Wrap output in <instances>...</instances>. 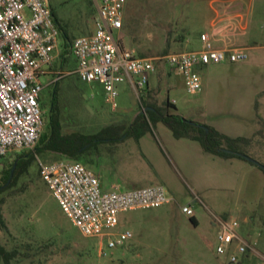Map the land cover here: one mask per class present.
Listing matches in <instances>:
<instances>
[{
    "label": "rangeland",
    "instance_id": "374dc122",
    "mask_svg": "<svg viewBox=\"0 0 264 264\" xmlns=\"http://www.w3.org/2000/svg\"><path fill=\"white\" fill-rule=\"evenodd\" d=\"M48 1L61 26V36L53 73L41 77V83L46 86L42 95L45 104L50 101V92L56 81L75 69L73 56H69L65 69L60 67L65 40L74 42L89 34L94 27L95 15L90 0ZM211 2L126 0L122 43L125 48L145 57L192 51L203 32L212 33L209 28L214 17ZM237 40L245 47L247 60L199 67L197 72L203 84L201 94L189 95L182 77L164 61L157 65L150 84L160 89L153 92L159 104L165 102L167 84H171L168 96L176 107L172 113L216 126L226 134L245 136L248 142L239 145L238 150L264 165V94L260 96L264 91V0H255L248 33ZM87 86L82 103L75 105L71 94L65 98L69 118L82 130L95 131L112 123L131 122L145 112L139 109L143 94L137 97L126 83L119 86L116 111L105 102L101 85ZM45 112L47 115L48 109ZM45 128L46 125L40 139ZM153 137L157 138L155 131ZM40 139L33 148L1 161L0 168L10 169L19 155H24L23 159L34 157V170L39 169L41 163L71 162L68 159L54 160V154L48 158L41 155L38 151ZM141 148L145 152V146L141 145ZM115 150L113 154L102 151L101 170L88 169L99 176L104 191L136 189L110 174L114 167L110 158L116 155L117 162L122 158L137 162L141 156L139 145L133 139H124ZM252 167L256 173L245 175L244 171H237L231 177L227 171H210L201 188L195 187L181 173L167 170L169 185L166 188L174 201L158 208L119 214V225L110 231L111 239L126 231H130L133 237L115 248H109L108 237L83 236L63 213L42 178L29 182V185L25 179L19 187L24 182L27 188L8 196L3 206L9 234L0 231V240L9 249L18 246L22 253L28 251V258L22 255L12 264H231L229 256H220L216 252L219 229L216 216L226 215L228 221H237L240 225L238 233L246 240L251 233L252 243L260 241L256 247L264 253V185L258 176L263 172L257 166ZM216 176L223 178L220 184L216 183ZM139 182L143 187L160 183L154 171L141 177ZM187 204L192 206L197 223L183 213L182 208ZM243 229L246 232H242ZM236 245L237 242L233 244ZM258 261L252 258L247 264H258Z\"/></svg>",
    "mask_w": 264,
    "mask_h": 264
},
{
    "label": "built area",
    "instance_id": "2783aa9c",
    "mask_svg": "<svg viewBox=\"0 0 264 264\" xmlns=\"http://www.w3.org/2000/svg\"><path fill=\"white\" fill-rule=\"evenodd\" d=\"M96 11L93 33L74 40L72 56L77 66L68 74L88 85L99 84L105 102L118 109L119 86L129 83L141 96L157 65L164 61L183 78L189 95H199L203 84L197 69L224 61L247 60L244 48L216 49L209 35H201V50L170 53L164 57H141L125 48L126 0H91ZM61 30L48 0H0V162L33 148L45 126L42 76H50L59 51ZM49 85V84H48ZM40 174L63 213L85 237L109 238V248L122 246L133 237L130 231L111 239L119 225V214L162 207L173 202L161 185L130 191H104L98 175L80 162L41 163ZM183 213L194 216L192 206ZM216 252L229 256L231 264L252 250L255 243L239 237L237 221L217 220ZM237 243V251L231 248Z\"/></svg>",
    "mask_w": 264,
    "mask_h": 264
},
{
    "label": "trees",
    "instance_id": "16d2710c",
    "mask_svg": "<svg viewBox=\"0 0 264 264\" xmlns=\"http://www.w3.org/2000/svg\"><path fill=\"white\" fill-rule=\"evenodd\" d=\"M56 22L61 30V26L57 19ZM66 39L68 38L66 37ZM72 43L73 42L69 40H65L64 42L65 48L62 55L63 59L60 64L62 69L66 68L65 65L69 63V56H72ZM141 57L145 56L142 55ZM74 67L76 68L75 63L73 68ZM74 70L75 69L70 70V72ZM87 85L88 84L82 82L77 75L68 74L56 81L50 92L49 103H42L44 111L48 109L47 115L44 117L46 128L38 147L39 153L44 157L48 158L54 154L56 155L53 158L54 160L68 159L73 162H80L87 168L95 167L99 171L101 170L103 150L107 151L109 154L115 153L117 144L124 139H133L135 142L139 143L142 137L152 132L157 123H163L171 130L176 139L197 141L208 154L222 159L238 158L253 166H257L242 156L224 151L229 150L246 155L238 150L239 145L248 142L246 137L232 138L204 123L193 121L198 125L206 127L208 132L202 127L189 124L187 122L189 119H186L178 113L171 112L172 109L176 111V107L168 98H166L165 102L159 104L153 91L149 90V84L144 90L139 103V109L141 111L145 110V112L137 115L133 121L112 123L95 131L89 129L82 130L69 118L70 114L69 111L66 110V106L68 105L66 104L67 101L65 98L68 94H71L73 97L72 102L74 101L75 105H77L78 102L82 103L85 92L88 89ZM263 94L264 93L260 96ZM15 164L16 169L10 185L0 190V231L7 235L9 234V229L3 214V206L7 201V197L17 192L24 191L27 188V184L24 182L19 187L22 180L28 179L29 185V182L34 183L37 178H41L40 168L34 170V157L21 159L15 161L10 169H7L0 175V188L7 184ZM261 170L264 173V170ZM191 219L196 223L193 217ZM26 247L28 250V245ZM22 255L25 256L24 258H28V251L22 253L18 246L9 249L3 245L0 240V264H12V261L19 259Z\"/></svg>",
    "mask_w": 264,
    "mask_h": 264
},
{
    "label": "crops",
    "instance_id": "0c3cea01",
    "mask_svg": "<svg viewBox=\"0 0 264 264\" xmlns=\"http://www.w3.org/2000/svg\"><path fill=\"white\" fill-rule=\"evenodd\" d=\"M254 3L255 0H212L211 9L213 11L214 17L209 24V28L212 33L210 34L208 32H203L201 35H209L213 45H218L216 49H245V47H242L240 45L237 39L246 36L248 33L250 27V16L254 9ZM90 4L92 6L91 0ZM95 18L96 15L93 17V23ZM93 29L87 35L92 34ZM189 42H191L190 44L193 45L192 41ZM202 47L203 42L201 41L200 36L199 44L194 45V50H201ZM75 64L77 66L76 62ZM174 71L177 72L176 70ZM155 73H153L150 77L149 90L158 92L160 90L159 87H157V85L152 86L150 84ZM167 83L168 80L166 81V84ZM126 84L132 89V91H134L131 84ZM170 89H172L171 84H167L166 98H168L169 100L170 98L168 96V93ZM262 93H264V91ZM171 102L175 104V102ZM212 127L224 133L220 128L216 126ZM153 131L156 132L157 138L153 137ZM226 135L232 138L245 137L239 134ZM137 144L139 145L141 152L140 159L137 162L132 159L126 160L124 158L120 159L119 162H117L116 155H113V157L110 158L111 165L114 166L112 167V171H110V174L113 173L115 177L120 178L126 185L132 186L136 189L143 187L139 184L140 178L144 177L148 173L150 174L153 171L160 181L158 185L164 186L165 188L169 185L167 170H174L188 177V179L194 183L195 187L198 188H201V186L203 185V181L205 182L208 179L210 171H217L219 169L221 171H224V173L227 171L229 173V177H231L234 172L237 171H244L245 175L257 172L256 169L252 167L253 165L244 160L238 158L222 159L219 157H215L211 154L206 153L200 143L197 141L190 139H176L173 136L171 130L168 129L163 123H157L152 132L142 137ZM141 145L145 146V152L142 151ZM258 174V176H260L261 183H263L264 185V175H262L263 173ZM216 177V183L220 184L221 180L223 181V178L220 176ZM188 205L190 204H187L185 206ZM193 218L197 223V219L194 216ZM227 219L228 217L226 215L222 217L216 216V220ZM213 225L216 226L217 224L213 223ZM242 232H246V229H243ZM239 237L242 240H246L240 234ZM247 237L249 240L246 241L252 243L253 236L251 235V233H248ZM255 244L256 245L252 250H248L245 255L239 256L238 264H247L251 262L252 258L259 259L258 264H264V253L256 247L260 245V241L258 243L255 242ZM236 251L237 245L236 247L232 246L231 252L234 253Z\"/></svg>",
    "mask_w": 264,
    "mask_h": 264
},
{
    "label": "water",
    "instance_id": "95a60500",
    "mask_svg": "<svg viewBox=\"0 0 264 264\" xmlns=\"http://www.w3.org/2000/svg\"><path fill=\"white\" fill-rule=\"evenodd\" d=\"M187 122H188L189 124L193 125V126L202 127V128H204V129L206 130V132H208V129H207L206 127H204L203 125H198L197 123H194L193 121H189V120H187ZM224 151H225V152L234 153V154H237V155H239V156H242V157H244L245 159H247L248 161H250V162H252L253 164L257 165L259 168H261V169L264 170V165L260 164V163L257 162L256 160H254V159L248 157L247 155H243V154L238 153V152H232V151H229V150H224ZM15 169H16V164L14 165V167H13V169H12V173H11V177H10L9 181L7 182V184H6L5 186L1 187L0 190L3 189V188H5V187H7L8 185H10V183H11V181H12V177H13V174H14Z\"/></svg>",
    "mask_w": 264,
    "mask_h": 264
},
{
    "label": "flooded vegetation",
    "instance_id": "af4514ba",
    "mask_svg": "<svg viewBox=\"0 0 264 264\" xmlns=\"http://www.w3.org/2000/svg\"><path fill=\"white\" fill-rule=\"evenodd\" d=\"M42 95H44V91H43V93H42ZM18 154V153H17ZM23 157H24V155H19L18 157H17V160H21V159H23ZM7 159V158H6ZM5 160V159H4ZM16 160V161H17ZM6 170H4L3 168H0V175L1 174H3L4 172H5ZM12 173V172H11ZM9 181V180H8ZM5 186V185H4ZM3 187V186H2ZM4 189V188H3Z\"/></svg>",
    "mask_w": 264,
    "mask_h": 264
}]
</instances>
